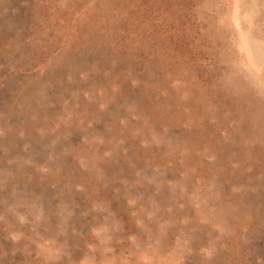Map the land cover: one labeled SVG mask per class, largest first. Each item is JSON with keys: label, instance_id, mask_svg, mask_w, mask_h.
I'll list each match as a JSON object with an SVG mask.
<instances>
[{"label": "rangeland", "instance_id": "374dc122", "mask_svg": "<svg viewBox=\"0 0 264 264\" xmlns=\"http://www.w3.org/2000/svg\"><path fill=\"white\" fill-rule=\"evenodd\" d=\"M0 264H264V0H0Z\"/></svg>", "mask_w": 264, "mask_h": 264}]
</instances>
